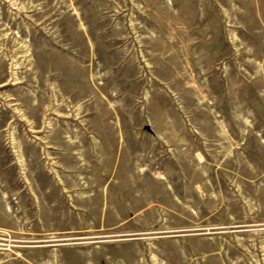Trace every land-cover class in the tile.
Listing matches in <instances>:
<instances>
[{
	"label": "rangeland",
	"instance_id": "1",
	"mask_svg": "<svg viewBox=\"0 0 264 264\" xmlns=\"http://www.w3.org/2000/svg\"><path fill=\"white\" fill-rule=\"evenodd\" d=\"M0 264H264V0H0Z\"/></svg>",
	"mask_w": 264,
	"mask_h": 264
},
{
	"label": "water",
	"instance_id": "2",
	"mask_svg": "<svg viewBox=\"0 0 264 264\" xmlns=\"http://www.w3.org/2000/svg\"><path fill=\"white\" fill-rule=\"evenodd\" d=\"M147 129H148V130H151V128H150L149 126H147Z\"/></svg>",
	"mask_w": 264,
	"mask_h": 264
}]
</instances>
